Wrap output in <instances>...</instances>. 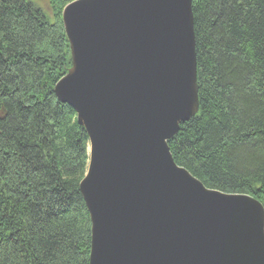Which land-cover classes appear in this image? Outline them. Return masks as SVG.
I'll use <instances>...</instances> for the list:
<instances>
[{"label": "water", "instance_id": "1", "mask_svg": "<svg viewBox=\"0 0 264 264\" xmlns=\"http://www.w3.org/2000/svg\"><path fill=\"white\" fill-rule=\"evenodd\" d=\"M193 0H77L55 85L88 136L89 264H264V207L210 189L169 142L200 109Z\"/></svg>", "mask_w": 264, "mask_h": 264}, {"label": "trees", "instance_id": "2", "mask_svg": "<svg viewBox=\"0 0 264 264\" xmlns=\"http://www.w3.org/2000/svg\"><path fill=\"white\" fill-rule=\"evenodd\" d=\"M0 0V264H89L79 186L89 141L55 85L71 68L61 12ZM200 109L169 148L206 187L264 207V0H193Z\"/></svg>", "mask_w": 264, "mask_h": 264}, {"label": "rangeland", "instance_id": "3", "mask_svg": "<svg viewBox=\"0 0 264 264\" xmlns=\"http://www.w3.org/2000/svg\"><path fill=\"white\" fill-rule=\"evenodd\" d=\"M73 1H76V0H71V1L67 2L65 4V7L68 6V4H70ZM28 2H30L33 6L40 8L46 14L47 17L52 18L51 16H52L53 11H52L51 6H49L48 0H28ZM65 7H64V9H65ZM63 10L61 12V17H62ZM62 19H63V17H62Z\"/></svg>", "mask_w": 264, "mask_h": 264}]
</instances>
